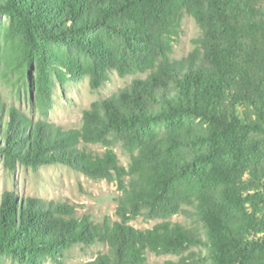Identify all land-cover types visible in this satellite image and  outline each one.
<instances>
[{"label":"trees","instance_id":"obj_1","mask_svg":"<svg viewBox=\"0 0 264 264\" xmlns=\"http://www.w3.org/2000/svg\"><path fill=\"white\" fill-rule=\"evenodd\" d=\"M0 15L41 72L50 46V62L93 90L113 72L145 76L95 102L77 130L0 102L10 171L65 165L121 192L118 221L102 223L67 202L4 193L0 257L30 264L102 243L108 252L87 264H146L147 252L177 257L165 264H264V0H0ZM187 16L200 33L173 59ZM137 218L158 223L138 230Z\"/></svg>","mask_w":264,"mask_h":264},{"label":"rangeland","instance_id":"obj_2","mask_svg":"<svg viewBox=\"0 0 264 264\" xmlns=\"http://www.w3.org/2000/svg\"><path fill=\"white\" fill-rule=\"evenodd\" d=\"M200 33L198 25L191 17H185L182 33L173 48V59H182L193 49V41ZM0 38L9 40L2 43L6 53L0 56V102L15 107L35 121H45L64 131L80 129L85 111L104 98L111 97L119 90L129 86L136 78L144 75L121 77L113 72L110 80L100 89L93 90L89 77L73 76L60 63L50 62L47 47L45 71L41 72L35 61L27 60L26 47L16 27L12 26L5 15H0ZM62 70L63 73L59 71ZM85 148L96 154H103L105 148L100 145H86ZM120 162L128 166L130 159L120 145L112 147ZM6 192L14 193L18 198H38L55 202H67L75 205L78 216H89L95 223H102L105 217L118 221L116 215L121 192L116 182L93 180L82 172L65 165H46L37 169L18 165L10 171L0 159V199ZM175 222L185 223L181 217ZM138 230L151 229L158 222L144 218L130 222ZM108 252V245L96 243L92 246L77 245L67 251L63 258L42 257L30 264H87L101 253ZM146 264H165L168 260H177L174 255L158 256L146 253ZM25 264H29L23 261ZM0 264H21L8 256L0 257Z\"/></svg>","mask_w":264,"mask_h":264}]
</instances>
